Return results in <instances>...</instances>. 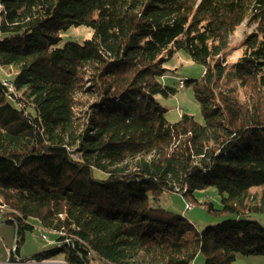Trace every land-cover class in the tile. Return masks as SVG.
I'll return each instance as SVG.
<instances>
[{
  "label": "trees",
  "instance_id": "trees-1",
  "mask_svg": "<svg viewBox=\"0 0 264 264\" xmlns=\"http://www.w3.org/2000/svg\"><path fill=\"white\" fill-rule=\"evenodd\" d=\"M243 24L254 30L233 63ZM73 27L94 35L59 47ZM182 50L205 67L181 85L204 124L188 114L172 124L156 100L177 94L161 79ZM0 66L16 70L11 87L0 82V221L17 237L9 262L264 256L259 222L198 231L161 206L168 193L197 204L196 191L215 187L217 212L264 213V0H0ZM30 220L56 245L21 259Z\"/></svg>",
  "mask_w": 264,
  "mask_h": 264
},
{
  "label": "rangeland",
  "instance_id": "rangeland-1",
  "mask_svg": "<svg viewBox=\"0 0 264 264\" xmlns=\"http://www.w3.org/2000/svg\"><path fill=\"white\" fill-rule=\"evenodd\" d=\"M254 27L243 24L232 37L231 46L228 49L229 59L235 63L241 57L240 49L236 47L243 38L251 33ZM94 31L87 27H73L63 32L59 47H64L69 42L84 43L91 40ZM168 69L167 75L161 79V83L169 87H175L178 92L175 95L165 97L158 95V104L167 110L166 118L172 123H178L183 114L191 115L195 120L204 124V118L200 104L196 101L194 91L186 88L182 82L199 79L205 74V67L194 62L185 51H178L173 59L165 64ZM13 70V71H12ZM14 68L0 66V82H12L15 78ZM95 177L101 179V173L95 172ZM255 192V191H254ZM197 204H191L187 198L180 193H168L161 201L162 208L184 216L198 231H204L208 227L221 224L225 220H252L259 222L264 227V213H251L249 215L225 214L217 212L222 210V197L215 187L205 191H196ZM212 205L216 212H210L208 207ZM34 226L33 232H28L24 242L20 246L21 259H31L36 254L56 245L55 235L45 230L37 220H30ZM48 239H46V238ZM17 244L15 227L0 221V264L9 262L11 253ZM31 262V261H30ZM62 262H44L42 264H61ZM205 258L199 253L193 264H204ZM63 264V263H62ZM105 264V263H103ZM234 264H264V256H242L239 255Z\"/></svg>",
  "mask_w": 264,
  "mask_h": 264
},
{
  "label": "built area",
  "instance_id": "built-area-1",
  "mask_svg": "<svg viewBox=\"0 0 264 264\" xmlns=\"http://www.w3.org/2000/svg\"><path fill=\"white\" fill-rule=\"evenodd\" d=\"M4 85L5 86H8V82H5ZM31 263H36V262H34V261H31V262H28V263H18V262L12 263V262H7L5 264H31ZM38 264H42V263H38Z\"/></svg>",
  "mask_w": 264,
  "mask_h": 264
},
{
  "label": "bare ground",
  "instance_id": "bare-ground-1",
  "mask_svg": "<svg viewBox=\"0 0 264 264\" xmlns=\"http://www.w3.org/2000/svg\"><path fill=\"white\" fill-rule=\"evenodd\" d=\"M8 86L11 87L12 85L8 83ZM0 220H1V216H0ZM31 264H38V263H31Z\"/></svg>",
  "mask_w": 264,
  "mask_h": 264
},
{
  "label": "crops",
  "instance_id": "crops-1",
  "mask_svg": "<svg viewBox=\"0 0 264 264\" xmlns=\"http://www.w3.org/2000/svg\"><path fill=\"white\" fill-rule=\"evenodd\" d=\"M10 261V260H9ZM62 264V263H61ZM63 264H65V263H63Z\"/></svg>",
  "mask_w": 264,
  "mask_h": 264
}]
</instances>
